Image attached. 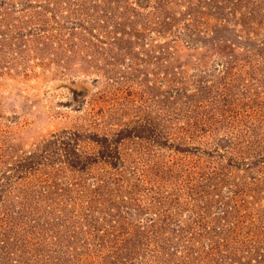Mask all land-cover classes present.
Wrapping results in <instances>:
<instances>
[{
    "label": "rangeland",
    "instance_id": "374dc122",
    "mask_svg": "<svg viewBox=\"0 0 264 264\" xmlns=\"http://www.w3.org/2000/svg\"><path fill=\"white\" fill-rule=\"evenodd\" d=\"M0 264H264V0H0Z\"/></svg>",
    "mask_w": 264,
    "mask_h": 264
}]
</instances>
